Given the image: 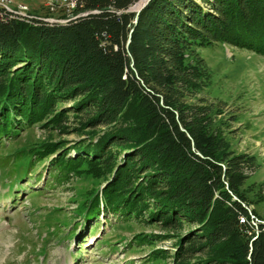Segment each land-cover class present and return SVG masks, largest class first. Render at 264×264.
<instances>
[{
  "label": "trees",
  "instance_id": "trees-1",
  "mask_svg": "<svg viewBox=\"0 0 264 264\" xmlns=\"http://www.w3.org/2000/svg\"><path fill=\"white\" fill-rule=\"evenodd\" d=\"M141 1L83 0V16L65 24L0 20V147L35 127L48 134L2 151L0 169L36 174L49 162L52 183L103 180L79 216L172 232L136 235L141 245L174 239L171 263L163 249L152 263L264 264V225L251 224L245 188L254 159L230 150L222 109L202 97L210 73L199 53L221 43L264 57V0H151L135 24L126 11ZM70 131L86 138H54Z\"/></svg>",
  "mask_w": 264,
  "mask_h": 264
},
{
  "label": "rangeland",
  "instance_id": "rangeland-1",
  "mask_svg": "<svg viewBox=\"0 0 264 264\" xmlns=\"http://www.w3.org/2000/svg\"><path fill=\"white\" fill-rule=\"evenodd\" d=\"M6 1H10L7 6L12 11H20V6L27 8L19 14L22 21L56 19L65 24L70 20L63 10L51 12L49 0ZM199 53L210 73L202 97L222 109L217 121L225 122L223 135L230 150L254 159L245 170L253 225L257 220L253 210L264 219V57L221 43L202 48ZM67 125L74 130L78 122L71 117ZM69 133L54 138L66 141L67 147L86 138L78 132ZM47 136L45 130L35 127L22 131L18 139L3 140L0 160L2 151L26 149ZM48 164L38 165L36 174L16 167L10 172L0 169V264H160L150 262L153 249L165 250L169 255L166 262L171 263L173 238L155 245H141L134 239L140 233L167 237L172 232L158 225L125 224L112 214L85 223L79 216V204L103 180L75 176L67 183L53 184L46 170ZM48 181L52 187H46ZM258 220L257 225L264 223Z\"/></svg>",
  "mask_w": 264,
  "mask_h": 264
},
{
  "label": "built area",
  "instance_id": "built-area-1",
  "mask_svg": "<svg viewBox=\"0 0 264 264\" xmlns=\"http://www.w3.org/2000/svg\"><path fill=\"white\" fill-rule=\"evenodd\" d=\"M83 0H49L48 6L51 9V12H57L58 10H63L62 14L68 15L70 20L76 19L82 14H77V9ZM10 1L0 0V16H6V21L10 20L13 16H20L27 10L26 7L20 6V11H12L9 9L7 4ZM87 14V13H85ZM84 14V15H85Z\"/></svg>",
  "mask_w": 264,
  "mask_h": 264
},
{
  "label": "water",
  "instance_id": "water-1",
  "mask_svg": "<svg viewBox=\"0 0 264 264\" xmlns=\"http://www.w3.org/2000/svg\"><path fill=\"white\" fill-rule=\"evenodd\" d=\"M150 1L151 0H142L140 3H138L136 6H134L133 8H131V9H129V10H127L126 12L127 13H135L136 14V18H135V21H134V23L135 24H137V22H138V18H139V15H140V13L146 8V6L150 3ZM96 13H98V12H90V13H88V14H96ZM88 14H85V15H88ZM84 15V16H85ZM50 23H60L58 20H56V19H50V20H48ZM47 21V22H48ZM132 31H133V29H132ZM131 31V32H132ZM130 42H131V35H130V37H129V39H128V42H127V46L130 44ZM181 129H182V131H185V129L181 126ZM197 154L198 155H200L201 157H203L199 152H197ZM234 199H237L235 196H234ZM253 217V216H252ZM258 220V219H257ZM259 221V220H258ZM252 223H253V225H256V223L255 222H253L252 221ZM260 224H262V225H264V223H260Z\"/></svg>",
  "mask_w": 264,
  "mask_h": 264
},
{
  "label": "bare ground",
  "instance_id": "bare-ground-1",
  "mask_svg": "<svg viewBox=\"0 0 264 264\" xmlns=\"http://www.w3.org/2000/svg\"><path fill=\"white\" fill-rule=\"evenodd\" d=\"M21 19V17L20 16H13V17H11V19ZM0 20H2V21H6V16H0ZM74 20V19H73ZM67 21H71V20H67ZM66 21V22H67ZM256 223H257V220H254Z\"/></svg>",
  "mask_w": 264,
  "mask_h": 264
}]
</instances>
